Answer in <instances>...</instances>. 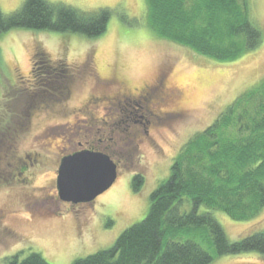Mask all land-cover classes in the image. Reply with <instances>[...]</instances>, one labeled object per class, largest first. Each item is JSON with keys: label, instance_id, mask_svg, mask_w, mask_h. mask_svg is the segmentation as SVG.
I'll return each mask as SVG.
<instances>
[{"label": "rangeland", "instance_id": "obj_1", "mask_svg": "<svg viewBox=\"0 0 264 264\" xmlns=\"http://www.w3.org/2000/svg\"><path fill=\"white\" fill-rule=\"evenodd\" d=\"M46 1L86 13L108 9L111 17L107 32L94 40L27 29L0 36V264L32 253L48 264H74L113 247L125 230L147 217L151 194L169 178L181 150L212 127L239 96L264 83V40L242 58L219 63L151 32L146 0ZM24 3L0 0V10L10 16ZM251 8L253 21L264 30V0H252ZM43 53L51 64L68 70L63 74L69 77L68 95L54 83L56 75L43 84L47 88L35 85ZM96 77L118 81L132 91L145 88L152 97L150 89L164 82L173 95L156 107L173 117L155 120L148 135L133 128L111 135L110 152L120 166L118 180L93 203L70 208L57 195L55 176L63 153L89 139L88 134L100 135L75 126L90 117L81 115L87 99H101L108 92L106 87L95 92ZM34 100L38 104L28 116L25 111ZM90 110L97 119L104 113L100 107ZM137 175L144 182L136 192ZM212 215L231 242L264 231V209L246 222L221 212ZM175 241L195 242L213 256L212 264H264V257L254 252L218 256L204 230Z\"/></svg>", "mask_w": 264, "mask_h": 264}, {"label": "trees", "instance_id": "obj_2", "mask_svg": "<svg viewBox=\"0 0 264 264\" xmlns=\"http://www.w3.org/2000/svg\"><path fill=\"white\" fill-rule=\"evenodd\" d=\"M252 0H146L147 27L158 38L189 48L219 63L234 62L257 50L264 30L252 19ZM111 12L86 13L46 0H25L16 13L0 10V36L13 29L102 37ZM48 62L35 85L55 78L67 90L68 70ZM59 76V78H58ZM43 77V80H40ZM46 79V80H45ZM39 81V82H38ZM44 84V85H43ZM41 88V92L47 90ZM38 93V92H37ZM68 93V92H67ZM229 137H228V136ZM137 175L133 186L141 190ZM206 209L205 212H201ZM264 209V83L239 96L221 117L181 150L170 175L150 196L140 223L125 230L113 247L74 264H212L213 256L193 241H175L207 231L218 256L257 253L264 257V231L231 242L212 212L246 222ZM9 264H48L37 253Z\"/></svg>", "mask_w": 264, "mask_h": 264}, {"label": "flooded vegetation", "instance_id": "obj_3", "mask_svg": "<svg viewBox=\"0 0 264 264\" xmlns=\"http://www.w3.org/2000/svg\"><path fill=\"white\" fill-rule=\"evenodd\" d=\"M47 63L48 62H44V61L39 63L40 66L37 69L39 71V75L48 73V68L51 67L48 66ZM37 78L38 76L36 75L33 78L35 83H37L36 82ZM96 79H97V89L95 92L98 93L97 90L103 87H106L108 89V92L101 99H96L95 97H91L89 100L87 99V101L85 102L82 108L83 111H81V115L82 114L90 115V117L89 118L83 117L82 120H80V122L83 120L86 121L85 123L86 126L85 124L84 125L76 124L75 126L83 127L89 131H95L100 135L96 136L94 132L92 133V135L88 134L89 139L85 140L84 142L82 141L76 142L77 144L74 150L63 153L62 157L60 158V163L57 168L56 176H55L56 191H57V176L63 158L78 152L89 151V152H96V153L108 155L118 165V162L110 152V149L113 148L111 143L113 138L111 137V135H113L115 132L119 130L126 131L127 128H133L137 133H140V129H142L145 131V134L148 135L149 132L148 129L155 122V120L158 121L168 120V119L170 120V118L173 117L172 112H166L165 114L163 110H157V107L161 101L166 103L171 100V97L173 95L172 91H170L169 93L166 92L164 82H161L159 86L154 87V89L152 88L150 89L152 94L155 93L153 96L155 99V103H154L153 97L146 92L145 88L139 90L136 89L135 91L134 90L132 91L122 87L121 86L122 84L118 81H114L112 79L102 80L100 77H96ZM40 80H43V77H40ZM54 83L59 88H65L59 80ZM112 87L115 88V90ZM67 92H69L68 87H67ZM157 93H159L160 95L163 94L164 97H161L160 100L158 98L156 99L155 95ZM146 95L148 97H146ZM36 102L37 101L34 100L33 102L31 101L28 104L29 107L25 111L28 116L29 114H31V112H33L36 109V105L38 104ZM90 107H96V108L100 107L102 111H104V113H102V117L99 119L95 118V114L91 112ZM118 167L120 170L119 165ZM57 195H58V191H57ZM67 204L71 208V207L89 205L91 203L78 204V205H73L71 203H67Z\"/></svg>", "mask_w": 264, "mask_h": 264}, {"label": "water", "instance_id": "obj_4", "mask_svg": "<svg viewBox=\"0 0 264 264\" xmlns=\"http://www.w3.org/2000/svg\"><path fill=\"white\" fill-rule=\"evenodd\" d=\"M119 177V167L108 155L82 151L63 158L58 176L60 200L73 205L93 203L109 191Z\"/></svg>", "mask_w": 264, "mask_h": 264}]
</instances>
